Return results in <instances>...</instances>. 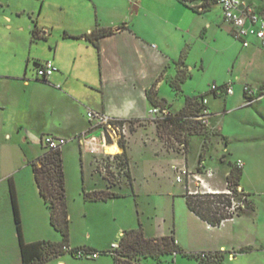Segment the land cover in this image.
Here are the masks:
<instances>
[{
    "label": "crops",
    "instance_id": "obj_1",
    "mask_svg": "<svg viewBox=\"0 0 264 264\" xmlns=\"http://www.w3.org/2000/svg\"><path fill=\"white\" fill-rule=\"evenodd\" d=\"M248 1L259 11H264V0ZM201 2L202 0H126L124 11L115 17L109 16L103 20L98 17L96 24H86L84 20L81 21L76 17L69 25L63 22L57 29L40 26L39 21L34 20L30 30L31 46L28 52H16L12 56L13 59L0 61V182L10 176L7 165H4L5 159H2L6 149L19 147L24 150L23 144L34 141L42 143V137L46 134L63 136L72 140L77 134L91 129L93 123L87 115L89 110L106 112L123 120H136L134 130L131 131L136 132L140 128L157 129V124L150 119L149 114L154 105L151 97L161 101L156 105L168 107L173 115H177L180 111H184L182 114L184 115L196 108V105H193V110L186 109L190 101L201 95H207L208 106L213 112L212 127L204 128L196 123H192L189 127L186 125L188 149L185 154L179 152L180 163H173L171 168L174 170V165H178L181 169L185 166L193 174L191 177L186 175L178 181L184 185L181 196L184 198L190 216L201 222L207 233L212 234L204 236L198 230H194L188 234L190 237L186 235L176 239L177 243L188 253L224 251L225 264L227 259L231 262L230 264H264V240L258 236H247V233L252 232L253 229L245 224L242 226L243 220L254 218L258 210L250 197L257 193H264V175H262L263 179L251 177L253 173L251 164L244 155L236 154L237 156L231 158L234 154L229 147L228 134L225 135L228 138L227 144L221 143L213 135L217 129L224 134L225 130L219 125L217 118L227 111L228 105L238 94V89L241 90L245 100V84L238 88V83L234 82L233 78L219 84L215 77L207 79L202 77L206 71L204 51L212 48V41L206 39L208 32L214 33L219 29V15L227 24L231 34H233L232 27L225 21L222 8L217 2L211 3L202 12L192 9V7L197 8ZM60 6L62 9L63 5ZM216 10H219V13H212ZM103 13H107L105 8ZM35 27L39 29V37L36 38L33 36ZM97 29L111 31L99 38V46L87 37ZM251 40L252 43L248 47L258 43L255 38ZM197 43L201 45L199 51L195 49ZM34 44L38 46L36 51L33 49ZM191 52L195 55L192 60H189ZM254 54H256L255 51ZM48 60L53 61L57 70L49 80L45 81L38 78L36 63ZM181 73L185 76L180 78ZM176 80L179 87L174 84ZM231 81L234 87L232 95L216 96L211 92L212 84L223 86ZM259 89V94L263 92L260 94L262 98L264 82L260 83ZM220 99L224 100V108L221 106ZM146 122L147 126H139ZM168 124L161 126H172ZM35 127H46L45 133L39 137ZM162 141L166 150H172V143L166 138ZM146 143L149 142L146 141ZM221 144L224 145L222 152H220ZM120 148L123 149L121 146ZM127 154L133 181V184H130L134 187L136 176L130 163L129 140ZM239 160L243 163L241 167L238 165ZM217 161L223 166L227 165V168L222 171L221 167L216 165ZM201 163L205 166L204 168L200 167ZM235 164L242 171L238 189L252 204L242 214L224 220L219 226H212L189 208L186 194H200L196 191L202 187L195 176L204 179L213 191L229 190L227 178L231 166ZM209 169L214 172L212 176L207 174ZM12 185L18 194L17 186ZM112 185L110 183L106 189L101 187L92 191L93 193L116 192L111 190ZM38 192L40 194L39 188ZM119 194L121 196V193ZM41 198L43 199L42 196ZM252 213L255 214L252 215ZM13 218L10 184V199L5 195L3 203H0V228L7 227L14 233L10 225ZM229 223L234 227L226 236H213L217 228H222ZM122 229L118 230L116 235ZM143 230L149 238L167 235L149 236L144 227ZM124 231L126 230L120 233ZM12 236L15 238V233ZM87 236L85 240H76L71 234L68 245L71 248L107 250L114 241L110 239L107 242L93 241L89 232ZM41 239L34 242L47 240ZM48 240L61 242L63 236L60 233ZM182 242H185V247L190 251L183 247ZM103 256L87 261L65 252L42 264H51L54 260H57L56 264H76V262L115 264L113 257L111 261V259H103ZM21 260L17 264H21Z\"/></svg>",
    "mask_w": 264,
    "mask_h": 264
},
{
    "label": "rangeland",
    "instance_id": "obj_2",
    "mask_svg": "<svg viewBox=\"0 0 264 264\" xmlns=\"http://www.w3.org/2000/svg\"><path fill=\"white\" fill-rule=\"evenodd\" d=\"M125 2L126 0H0V61L13 59L12 56L16 52H28L31 46L30 30L34 20H38L40 26L50 29L61 27L63 22L69 25L76 17L81 21L84 20L86 24H96L98 17L103 20V18L115 17L123 12ZM103 7L107 13H103ZM212 13H219V10ZM218 22L220 25L217 32L209 31L207 34L206 39L212 41V48L204 51L206 71L202 77L204 79L215 77L219 84L233 78V81L238 83V88L249 84L259 89L260 83L264 82V49L259 46V43L255 46L244 47L243 43L230 33L220 15ZM36 47L38 48L36 45L33 46L34 51ZM195 49L199 51L201 45L197 43ZM194 55L191 52L189 60H192ZM31 68L34 69L32 66ZM33 71L36 74L35 69ZM29 74L33 73L29 72ZM182 76L185 74L181 73L180 78ZM174 84L179 87L178 80L174 81ZM219 101L224 108V100ZM217 120L225 132L223 134L217 129L213 134L215 138L227 144L228 138L225 135L228 134L229 147L234 154L231 158L237 156L236 154L244 155L251 164L253 172L251 177L263 179L264 95L255 103L245 105L242 92L238 89V94L228 105L227 111L219 115ZM139 126H147V122ZM35 128L39 137L45 133L46 127ZM95 132L101 134L100 129ZM77 135L72 140L65 137L68 142L61 149L66 172L67 204L71 219L70 235L72 234L76 240H85L88 232L93 241L116 240L123 230L138 228L140 225L146 229L149 236L174 234L176 239H179L186 237L194 230H198L204 236H211L212 233H207L201 222L190 216L184 198L181 196L184 185L177 181V175H175L177 172L171 168L173 163H180L179 151L172 146V150H166L163 145L164 138L173 145L176 144L175 140H178L180 135L178 128L162 127L157 124V129L147 127L140 128L136 132H131L130 129L124 140L126 142L129 140L130 163L136 176L134 187L125 176L122 182L116 181L118 177H112L113 181L110 179L109 182L115 185H112L111 190L121 193V196L97 201L89 199L87 194H92V190L101 187L106 189L110 183L98 168L96 160L99 156L82 148ZM174 135L177 136L176 139H173ZM22 147L24 150L19 147H10L6 149L2 157L5 159L3 160L4 165H7L10 176L0 182V203H3L5 195L10 199V184H15L18 189L16 196L25 241L34 242L41 238L48 240L52 236L60 235V231L52 224L49 208L38 192L32 165L44 152H47L48 148L38 141L23 144ZM223 148L224 145L221 144L220 152ZM104 160L111 161L108 157H104ZM215 163L221 167L222 171L227 168V165L223 166L218 161ZM235 166L238 165L235 164ZM113 169L115 172V168ZM218 184L222 186L221 183ZM224 192L228 193V189ZM250 198L258 210L256 214L254 213L255 215L252 213L254 218L243 220L242 226L245 224L253 229L252 232L247 233V236H258L264 240V193H257ZM235 200L244 206L246 204L243 200L240 201L237 198ZM13 219L10 225L16 235L15 238L12 236L14 233L7 227L0 228V264H17L21 260L17 225L15 218ZM5 220L7 221V218ZM233 227L229 223L222 228H217L213 236L224 237ZM121 228H123L122 231L116 235ZM182 244L187 251H190L185 247V242ZM197 253L193 252V254ZM103 259L113 261L111 255H104ZM83 260L93 261L92 259ZM56 262L57 260H54L51 264H56ZM141 263L198 264L194 257L182 253L176 257L173 254H164L160 259L151 256L142 257ZM230 263L227 259L226 264ZM76 264L88 263L76 262Z\"/></svg>",
    "mask_w": 264,
    "mask_h": 264
},
{
    "label": "trees",
    "instance_id": "obj_3",
    "mask_svg": "<svg viewBox=\"0 0 264 264\" xmlns=\"http://www.w3.org/2000/svg\"><path fill=\"white\" fill-rule=\"evenodd\" d=\"M212 1L217 2V0H202L204 7L203 10H205V8L208 7ZM197 8L192 7L195 11L202 12V10ZM110 32L111 31L105 29H97L87 35V37L93 40L96 46H99V38L109 34ZM33 36L35 38L39 37V29L37 27L33 29ZM36 64L39 65L40 63ZM150 99L154 105L161 103V101L153 99L152 97ZM196 104L197 102L194 99L189 102L186 109H188V111L189 108L193 110L192 106ZM191 112L192 111H189L188 113ZM183 113L184 111L178 112L177 115L171 116V118L164 123H161V125L172 123L175 125V127L172 128H178L180 131H186V125H188V127L191 126L192 121L187 120L181 122L180 119ZM129 121L131 123L130 129L133 131L136 120ZM121 147L123 148V152L118 154L117 158L120 161L119 164L121 168L127 169L125 177L131 184H133L131 173L129 171V157L127 154V142L125 140L121 142ZM32 165L40 194L43 197L46 206L49 208L51 222L56 229L60 231L63 236V240L61 242L44 240L34 243H27L25 241L22 233V220L16 191L14 186L11 184V198L22 258L21 264H42L57 257L58 255L68 252L64 249V246H68L70 239L71 220L67 204L66 172L62 150H47V152H44V154L39 157L36 162H33ZM241 175V169L238 166L232 165L227 178L228 188L232 192L231 194L226 192L216 194H186L189 208L212 226H219L224 220L242 214L246 209L250 208L252 203L246 198L243 199L244 194L238 189ZM105 177L109 181L110 179L112 180L111 177L106 175ZM119 196V193L111 191H99L87 194V197L91 200H108L109 198ZM232 198H237L240 201L243 200L246 203L245 206L238 207L234 211H230L227 207L232 205ZM118 238H120L122 242L123 256L127 257V259L119 260L113 257L115 264H134V262L141 263L142 257L151 256L153 258L160 259L161 255L164 254H173L175 257V253L177 255L182 253L186 256L194 257L198 264H225L224 251L218 250L214 252H206L209 255L204 258L201 253H188L182 249L177 243L174 234L149 238L145 235L142 226L126 230ZM80 248L82 247H76L69 253L75 256V252Z\"/></svg>",
    "mask_w": 264,
    "mask_h": 264
},
{
    "label": "built area",
    "instance_id": "obj_4",
    "mask_svg": "<svg viewBox=\"0 0 264 264\" xmlns=\"http://www.w3.org/2000/svg\"><path fill=\"white\" fill-rule=\"evenodd\" d=\"M217 2L222 8L225 21L232 27L233 35L243 43L244 47L250 46L252 43L251 39L255 38L264 49V11H259L256 6L248 0H217ZM198 8L199 10L204 9L203 2H201ZM36 70L38 78L46 81L49 80V78L57 70V66L52 60H48L37 65ZM210 89L216 96L232 95L234 93L233 81L228 82L223 86H219L214 83L211 85ZM244 89L246 95L245 105H251L260 98V89L254 88L249 84H245ZM195 101L197 102L195 110L191 113L182 115L180 121L183 122L189 120L201 127H212L213 112L208 106L207 95H201L196 98ZM149 114L151 117L150 119L158 125L167 121L171 118V116H175L171 110L164 105H153ZM87 115L93 125L89 131H85L77 135L82 148H85L91 153L99 156L96 161L99 170L104 174V176L106 175L111 178L116 176L118 177V180L116 181L122 182L127 169H122L119 164L120 161L118 160L117 155L120 154V152L109 153L106 151V148L108 145H112L114 143L119 147L121 146V142L124 139L126 140L129 133V126L131 125L130 121L113 117L106 112L96 110H89ZM171 124L172 123H170V125ZM171 127H175V125L172 124ZM97 129L101 130L100 135L95 132ZM176 138L177 136L175 137L174 135L173 139ZM67 142L68 140L65 137L54 134H47L43 136L42 139V143L48 148V150H60ZM175 143V146L172 143V147L185 154L188 149L186 131H180L178 140H175ZM103 156L110 158L111 161L109 162V160H104ZM238 165L241 167L243 165L242 161L239 160ZM200 167L204 168L205 166L201 163ZM113 168H115V172L113 171ZM173 168L177 172V181H180L181 178L186 175L190 177L193 176L191 171L185 166L181 169L179 166L174 165ZM213 173L214 172L211 169L207 171L208 176H212ZM195 177L202 187V189L196 191L197 193H220L211 190L204 179L198 176ZM228 193L231 194L232 192L228 190ZM237 207H244V205L240 202L238 203V201L232 198V205L227 208L230 211H234ZM64 249L70 252L74 248H71L68 245L64 246ZM122 251V242L120 238H118L111 243L107 250H96L82 247L75 252V256L80 259L95 260L102 255H111L119 260H125L127 257L123 256ZM176 255L177 254L175 253V257ZM201 255L206 258L209 254L204 251L201 252ZM134 264L141 263L134 262Z\"/></svg>",
    "mask_w": 264,
    "mask_h": 264
},
{
    "label": "bare ground",
    "instance_id": "obj_5",
    "mask_svg": "<svg viewBox=\"0 0 264 264\" xmlns=\"http://www.w3.org/2000/svg\"><path fill=\"white\" fill-rule=\"evenodd\" d=\"M106 149L109 153H115L121 151L120 147L115 143L112 145H108Z\"/></svg>",
    "mask_w": 264,
    "mask_h": 264
}]
</instances>
